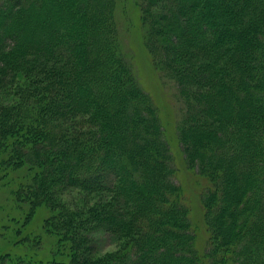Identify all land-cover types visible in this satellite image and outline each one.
Here are the masks:
<instances>
[{
    "label": "trees",
    "instance_id": "obj_1",
    "mask_svg": "<svg viewBox=\"0 0 264 264\" xmlns=\"http://www.w3.org/2000/svg\"><path fill=\"white\" fill-rule=\"evenodd\" d=\"M121 1L0 0L2 181L51 210L54 185L113 188L117 208L90 216L132 237L122 264H264V0H134L155 65L181 89L186 160L212 184L204 251L158 107L123 52ZM8 87L17 102L3 97ZM79 115L93 128L70 127ZM75 216L61 208L46 222L73 259L52 264H101L83 227L89 213Z\"/></svg>",
    "mask_w": 264,
    "mask_h": 264
},
{
    "label": "rangeland",
    "instance_id": "obj_2",
    "mask_svg": "<svg viewBox=\"0 0 264 264\" xmlns=\"http://www.w3.org/2000/svg\"><path fill=\"white\" fill-rule=\"evenodd\" d=\"M117 7L118 28L124 55L133 68L139 85L158 107L165 138L173 157L172 165L175 169L173 180L181 188L182 201L189 207L196 248L204 251L210 232L205 223L203 195L212 184L198 166H192L186 160L179 137V126L187 113L185 103L179 97L181 89H178V84L167 78L155 65L152 53L146 45V29L141 20L139 5L134 0H122ZM10 74L14 75L9 73L6 76L7 80L12 78ZM14 78L15 88L25 77L18 75ZM14 93L15 91L8 87L3 97L17 102L18 98ZM82 102L85 103L86 100ZM68 122L76 131L93 128L89 115H79ZM17 173L24 175L25 170ZM17 185H6L0 174V264H52L54 259L58 260L57 262L72 261L69 256L70 242L61 244L59 238L52 234L49 225H46L52 213L60 211L61 208L66 213H75V218L79 220L85 213H89L83 227L86 234L96 240L97 248L90 256L101 259V264H122L126 255L133 254L132 237H121L109 226L102 225L90 216L102 208H117L118 195L114 193L113 188L103 192H91L77 187L57 188L54 185L50 192L59 207L51 210V207L46 206L33 207L26 199L21 201L20 196L16 194ZM58 249L59 254L56 253ZM82 259L80 256V261Z\"/></svg>",
    "mask_w": 264,
    "mask_h": 264
}]
</instances>
